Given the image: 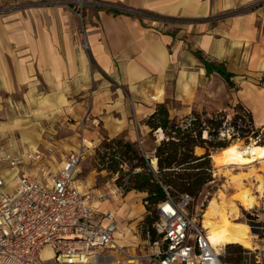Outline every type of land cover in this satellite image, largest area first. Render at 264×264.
<instances>
[{
  "label": "crops",
  "instance_id": "1",
  "mask_svg": "<svg viewBox=\"0 0 264 264\" xmlns=\"http://www.w3.org/2000/svg\"><path fill=\"white\" fill-rule=\"evenodd\" d=\"M69 1L0 0V154L51 151L45 139L50 132L63 133L66 118L72 121L68 128L85 118L83 143L98 124L106 138L121 136L142 148L141 121L151 112L152 95L163 94L172 69L173 98L187 109L204 73L192 50L224 65L233 84L228 103H239L254 128L264 131V0H94L102 9L138 13L141 20L94 9L84 18L86 52L73 35L77 22ZM192 67L196 72L185 71ZM67 139L58 137L56 144ZM18 173L34 175L26 166ZM111 203L118 204L105 200L97 211L113 214L115 242L132 252L139 236L122 227V208H107ZM113 254L100 251L102 257Z\"/></svg>",
  "mask_w": 264,
  "mask_h": 264
},
{
  "label": "built area",
  "instance_id": "2",
  "mask_svg": "<svg viewBox=\"0 0 264 264\" xmlns=\"http://www.w3.org/2000/svg\"><path fill=\"white\" fill-rule=\"evenodd\" d=\"M69 10L77 19L74 37L79 49L88 50L82 10L99 7L94 0H71ZM71 151L55 166L47 154L26 151L10 157L0 154V264H221L206 244L205 231L188 215L187 195L166 199L155 206L156 218L143 233L137 255L115 242L116 222L110 212H99L100 202L124 193L114 186L105 194L82 192L74 175L83 151ZM50 152V151H49ZM26 166L33 176L19 174ZM53 167V168H52ZM5 176L9 179H5ZM47 248L51 257L42 261L38 253ZM113 251L111 257L100 251ZM245 250V249H244ZM255 250V249H254ZM246 251L241 264H264L259 255ZM251 258V259H250Z\"/></svg>",
  "mask_w": 264,
  "mask_h": 264
},
{
  "label": "rangeland",
  "instance_id": "3",
  "mask_svg": "<svg viewBox=\"0 0 264 264\" xmlns=\"http://www.w3.org/2000/svg\"><path fill=\"white\" fill-rule=\"evenodd\" d=\"M96 7H87L82 10L83 19L90 15ZM70 11V10H69ZM71 13V11H70ZM72 17L76 20V17L71 13ZM85 24V20L83 21ZM196 67H192L190 72H196ZM199 77V76H198ZM200 80L196 83L192 91V96L190 102L187 106V109H180V111L170 110V117H176L181 119L182 117L188 115L191 110H196L198 113L200 111H205L207 113L212 114L213 111L217 109H221L225 103H227L228 98L226 96L229 94L227 87L220 83L214 76L210 78H205L204 76L199 77ZM163 94L159 95L158 92L154 93L152 97H156V99H150V103H152L151 110L157 104L163 103V100L166 99V103L168 106L173 108H179V102L175 103L172 101L174 99L173 93L175 88V69H172L168 72L167 80L163 85ZM161 97V98H160ZM161 99V101H160ZM176 101V100H175ZM232 104V103H230ZM181 105V104H180ZM192 108V109H191ZM224 114L226 115L225 121L230 123V117L232 112L230 110H224ZM70 118L64 119L62 122L66 130L62 127L63 133L54 134L50 132L46 137V142L49 144L48 150L45 149L43 151L44 154H47L48 161H52L51 166L57 164L59 161L63 160L66 155H68L71 151H76L83 145L80 149H82V159L79 161V164L76 168L74 180L79 190L82 192L90 191L94 194H105L110 189H112L113 185L116 186L118 184H126V190L130 188L129 186V178L127 176V168L125 165H121L119 161H109L110 155L116 149L115 145L108 144V148H104L101 143L106 139L100 125L94 124V135L91 137H95L97 141L91 145L89 139L91 137L86 138V142H81L83 138H85L86 133L84 135L81 134L80 126L85 122V118L82 119L81 122L78 123L77 126L73 128H68V125L72 123L69 122ZM145 121V118L141 121V124ZM56 123L55 120H52L49 123ZM66 124V125H65ZM86 125V124H85ZM83 125V126H85ZM146 130L144 134V143L142 148L137 144L138 149L147 156H150L153 148L157 144L155 138L157 134L149 135L148 128L142 125ZM237 126L239 124L237 123ZM87 132L90 129H85ZM224 135L225 142L228 145L225 149L217 150V151H209V155L215 154L221 151V154L214 155L209 158L210 164V172H211V181L206 183L200 193L197 196L190 197L191 202L186 208V212L188 215H191L197 223H200L202 226V220L204 215L206 214L208 203L211 199H214L218 194H222L223 202L226 204L225 206H229L231 199L241 191L247 190L248 193L254 197L259 199V204L257 207H254L251 210H244L242 207L237 206L236 212L232 213L230 211V217L225 219L222 223L224 229L232 228L233 223L238 224H246L249 227V233H247L246 237L250 241V248L254 250L251 254L259 255V259L264 260V162H236L227 157L226 154H229V148L232 144H238L241 147H250L253 143L264 142V131L258 135V139H240L237 136L232 137V133L235 132L232 130L229 125L224 127ZM83 137H82V136ZM70 138V140L61 141L58 145L56 144L57 138ZM93 137V138H94ZM121 137V136H118ZM124 141H127L122 137ZM74 144L73 146L71 144ZM88 143V144H87ZM69 147H73L70 150ZM70 151V152H69ZM103 158L101 159L100 157ZM216 158V161L214 159ZM264 159V158H263ZM120 169L121 173H115L112 170ZM111 169V171L109 170ZM231 177L240 178V187L234 186L230 183ZM261 187V188H260ZM145 194L142 192H137L135 190H129L124 193L121 197L116 198L117 206L121 207L120 211V224L125 228H133L139 236V242L143 239V235L141 231L144 227L149 226L148 221H152L153 214L152 208L146 209L143 204V199ZM107 200V197H105ZM116 204L107 205V208L116 209ZM236 216L234 217V214ZM232 216V217H231ZM211 221L210 219H208ZM129 236V235H128ZM254 236V239H253ZM155 235L150 233V238L153 239ZM223 240V236L220 239ZM227 245H237L236 247H229ZM140 244L136 245L134 251L130 252L135 255L138 254L140 250ZM256 247V248H255ZM216 255L218 254V250L222 249L223 252L219 257V261L221 264H241V261L246 258V251L244 248L234 242L233 239H226L223 241V246L221 247H213ZM129 252V251H128ZM50 256V253L41 251L38 253V257L42 261L47 262V258ZM240 256V260L236 263V257ZM251 259V258H250ZM49 260V259H48ZM105 261H101L100 264H104ZM51 262H47L46 264H50ZM264 263V261L262 262ZM140 264H146L145 262H141ZM248 264H252V259L248 262Z\"/></svg>",
  "mask_w": 264,
  "mask_h": 264
},
{
  "label": "trees",
  "instance_id": "4",
  "mask_svg": "<svg viewBox=\"0 0 264 264\" xmlns=\"http://www.w3.org/2000/svg\"><path fill=\"white\" fill-rule=\"evenodd\" d=\"M96 9L104 10L109 15L130 14L141 20L138 13L131 14L102 7ZM190 53L201 65L206 79L214 76L227 90L233 88L229 80L231 75L226 72L223 64L209 61L199 50H192ZM172 101L178 103L174 99ZM178 105L177 109L169 107L164 99L163 103L157 104L145 117L142 125L148 128V134H160V138L158 134V138H155L157 144L150 156L142 153L137 143L124 141L122 137L106 138L101 143L104 148H108V144L115 145L116 149L110 155L109 161H119L127 168L130 188L126 190L125 183L116 186L121 187L123 193L129 190L144 193L143 204L146 209L152 208V221H148L149 226L142 229V235L145 231L151 232V224L156 218L155 206L166 199L165 193L174 201L179 195L197 196L202 187L211 181L209 151L225 149L228 146L223 132L226 125L235 132L232 137L237 136L240 139H258L261 133L259 129L254 128L250 113L239 103L230 104L227 101L221 109L213 111L212 114L191 110L181 119L170 117V110L180 111L184 107L180 103ZM224 110L232 112L230 123L225 121ZM262 144L263 142L259 143ZM195 148L203 149L204 153L197 156ZM112 171L121 173V170L115 167ZM227 246L238 248L237 245ZM239 260L240 256L236 257L235 262Z\"/></svg>",
  "mask_w": 264,
  "mask_h": 264
},
{
  "label": "bare ground",
  "instance_id": "5",
  "mask_svg": "<svg viewBox=\"0 0 264 264\" xmlns=\"http://www.w3.org/2000/svg\"><path fill=\"white\" fill-rule=\"evenodd\" d=\"M226 155L233 159L236 164L238 162H246L249 164L252 162H264V142L262 145L253 143L250 147L245 148L238 144H232L229 148V154ZM214 161H216V158ZM230 183L233 186L236 184L237 187L241 185L240 178L237 177H231ZM258 198L252 197L247 190H244L231 199L229 206H225L226 204L223 202L221 193L209 201L206 214L201 222V227L205 231L206 244L215 255L216 253L213 247L223 246V241L226 239H233L236 244L242 246L245 250H251L250 241L246 237L247 233H249L248 225L233 223L232 228L224 229L222 223L225 219L230 217V211H233L232 213L237 211V206L242 207L246 211L257 207L259 204ZM235 216L236 213L234 214V217ZM222 236L223 240L221 241L220 239Z\"/></svg>",
  "mask_w": 264,
  "mask_h": 264
}]
</instances>
